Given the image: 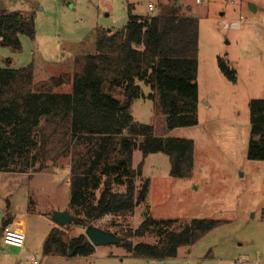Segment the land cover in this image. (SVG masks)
Returning <instances> with one entry per match:
<instances>
[{"label":"rangeland","instance_id":"1","mask_svg":"<svg viewBox=\"0 0 264 264\" xmlns=\"http://www.w3.org/2000/svg\"><path fill=\"white\" fill-rule=\"evenodd\" d=\"M166 8H175L197 28L198 126L168 132L158 94L144 85V98L133 101L130 112L135 123L152 127L154 136L193 142L190 177L171 178L167 157L150 155L134 182L138 192L148 180V193L132 213L116 220L105 216L83 226L74 222L59 226L51 219L53 212L73 217H82V213L69 206L70 158L62 156L64 142L57 133L47 143L48 167L42 175L29 176L21 167L13 168L14 173H0V229L3 219L13 216L25 220L28 227V251L21 256L0 239V264H33L31 257L37 264H234L237 260L264 264V162L247 159L249 103L264 100V0H0V11L32 16L35 30L33 40L19 37L18 51L0 47V68L31 65L33 83L70 75L74 57L94 52L96 30L123 28L128 12L137 17L155 16ZM182 33L174 35L177 46L184 39ZM218 60L234 72V81L220 72ZM54 92L69 93L70 85ZM112 94L122 99L117 91ZM83 149L79 144L71 153ZM140 160L141 154L134 152L132 167ZM113 191L122 193L124 188L114 187ZM146 212L154 220L177 221L163 227L166 232L179 231L194 219L219 220L221 224L166 261L132 258L119 245L97 247L92 256L75 257L72 262L55 256L45 259L42 254L52 228L66 229L75 238L92 226L119 238L122 231L136 230ZM160 240L159 234L152 233L132 242L153 245Z\"/></svg>","mask_w":264,"mask_h":264},{"label":"trees","instance_id":"2","mask_svg":"<svg viewBox=\"0 0 264 264\" xmlns=\"http://www.w3.org/2000/svg\"><path fill=\"white\" fill-rule=\"evenodd\" d=\"M178 16L175 8L145 17L128 12L123 28L96 30L94 52L74 57L70 75L33 83L31 65L0 68V173H14L13 168L21 167L32 176L46 170L47 143L60 133L64 142L61 154L70 158L69 206L82 213V217H74L77 226L105 216L116 220L142 204L149 181L145 180L138 192L134 182L150 155L167 157L171 178H189L193 142L154 136L153 128L135 123L130 112L133 101L144 98V85L158 94L168 132L198 124L197 28L185 17L179 16L180 23L176 22ZM179 31L185 34L177 46L173 41ZM34 34L32 16L0 11L1 48L18 51L19 37L33 40ZM164 42L170 45L165 47ZM218 67L234 81V72L221 60ZM64 85H70L69 93L54 92ZM114 91L120 93L121 100ZM249 125L247 159L264 162V100L250 101ZM79 144L83 151L72 154ZM136 151L141 160L133 168ZM114 187H123L124 192H114ZM143 217L136 230L120 233L119 246L132 258L151 261L176 258L180 248L193 245L221 224L219 220L194 219L179 231L166 232L163 227L177 221L154 220L148 212ZM11 223L12 218L3 219L0 237ZM152 233L161 236L157 244L132 242ZM94 253L95 247L84 234L69 237L66 229L52 228L42 245L43 256L87 258Z\"/></svg>","mask_w":264,"mask_h":264},{"label":"water","instance_id":"3","mask_svg":"<svg viewBox=\"0 0 264 264\" xmlns=\"http://www.w3.org/2000/svg\"><path fill=\"white\" fill-rule=\"evenodd\" d=\"M253 8V7H252ZM254 10V9H253ZM109 32V30H107ZM52 221L59 226H66L74 222V217L67 212H53L51 216ZM84 235L93 247H106L108 245H119L120 239L108 232L88 226L85 229Z\"/></svg>","mask_w":264,"mask_h":264},{"label":"built area","instance_id":"4","mask_svg":"<svg viewBox=\"0 0 264 264\" xmlns=\"http://www.w3.org/2000/svg\"><path fill=\"white\" fill-rule=\"evenodd\" d=\"M151 8L152 6H150V9ZM1 242L3 245L18 249L21 253H23L24 245H25V232L20 226L6 227L3 230V233L1 236ZM30 261L33 264H37L36 258L31 257ZM234 264H243V262L240 260H237Z\"/></svg>","mask_w":264,"mask_h":264},{"label":"crops","instance_id":"5","mask_svg":"<svg viewBox=\"0 0 264 264\" xmlns=\"http://www.w3.org/2000/svg\"><path fill=\"white\" fill-rule=\"evenodd\" d=\"M198 126V124H197ZM43 173H39L37 175H42ZM35 175V176H37ZM33 176V175H32ZM34 177H31L29 180L31 181ZM16 226H20L23 231L25 232V245H24V252L21 253L20 251H18L17 256H21V254H24L25 252L28 251L27 247H26V242H27V233H28V227H27V223L25 222V220H22V219H17L15 216L12 217V223L8 226V227H15ZM1 239V237H0ZM6 246V245H5ZM9 247V246H8ZM9 248H12V247H9ZM15 249V248H14ZM26 249V250H25ZM18 250V249H16ZM13 252V251H12ZM45 259L48 258V256H44ZM58 260H61L63 262H72V260H74L75 258H62V257H56ZM88 258V257H87ZM83 259V258H82ZM146 260V259H145ZM163 261H166V260H163ZM153 262H159V261H153Z\"/></svg>","mask_w":264,"mask_h":264}]
</instances>
